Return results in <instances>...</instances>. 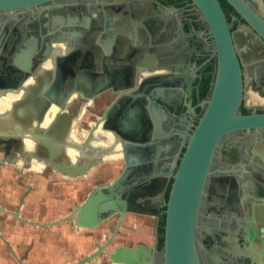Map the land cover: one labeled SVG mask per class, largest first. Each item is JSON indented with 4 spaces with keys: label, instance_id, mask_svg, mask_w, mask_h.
I'll use <instances>...</instances> for the list:
<instances>
[{
    "label": "flooded vegetation",
    "instance_id": "obj_1",
    "mask_svg": "<svg viewBox=\"0 0 264 264\" xmlns=\"http://www.w3.org/2000/svg\"><path fill=\"white\" fill-rule=\"evenodd\" d=\"M245 1L259 15L264 13V0ZM220 3L243 70L242 110L246 114L264 112V42L226 0ZM3 36L10 40L11 67H15L14 54L21 49L29 47L34 54L27 58V63L32 61L30 100L0 103V114L9 108L13 130L10 135L0 134L6 137L0 139V264H81L97 252L82 264H110L115 248L144 245L127 236V232L137 233L141 224L136 220L129 226L127 221L145 216L153 219L155 229L148 261L163 264L164 243L161 247L159 229L166 221L164 205L173 183L169 173L175 172L178 163L173 161L178 159L175 146L179 137L172 126L177 116L188 114L189 104L199 116L202 114L199 105L205 99L201 92L207 85L211 87L215 71L213 40L198 8L192 0H56L29 12L0 13ZM145 62L157 71L156 75L184 74L183 86H173L172 82L164 91L143 86ZM113 66L137 78L123 92L120 102L112 90L93 99H85L76 90L78 78L110 72ZM249 90L255 95L250 96L247 105ZM95 94L91 90L88 93ZM257 95L263 100L254 102L252 98ZM108 110L113 130L122 119L129 124L142 121L152 126L157 121L158 136L167 134L165 149L153 146L149 161L138 165L158 176L150 185V201L132 209L134 213L126 216L114 238L120 215L111 217L106 202L95 219H83L77 209L96 187L111 183L124 171V158H113L102 149L92 153L90 148L83 152L74 148L88 138L93 125ZM261 140L255 135H238L234 146L223 150L224 161L216 167L224 165L237 172L234 181H228L229 187L218 184L219 195L202 210L201 228L213 229L210 233L201 229L202 264H251L250 247L242 235L251 224L248 217L264 200V154L253 151L254 144ZM65 148L66 155L62 152ZM75 149L89 157L85 162L88 166H83L85 175L68 177L62 172L76 161ZM86 186L89 189L83 192ZM95 222L98 225L92 228ZM163 228L164 237L165 224Z\"/></svg>",
    "mask_w": 264,
    "mask_h": 264
},
{
    "label": "water",
    "instance_id": "obj_2",
    "mask_svg": "<svg viewBox=\"0 0 264 264\" xmlns=\"http://www.w3.org/2000/svg\"><path fill=\"white\" fill-rule=\"evenodd\" d=\"M56 0H0V13L8 14L15 11H32L41 5L54 3ZM245 20L250 29L264 42V13L259 15L245 0H226ZM200 11L209 28V35L213 40L215 71L211 82L208 97L199 105L202 114L199 116L196 108L188 105V114L179 117L172 126V131L178 135L175 152L178 159L175 172H170L173 178L168 201L165 202L166 221L163 249V264H202L200 257L201 229L210 233L213 229L209 226H200V218L204 216L203 208L221 191L218 184L234 181L233 168L217 163L224 161L223 150L231 145L234 139L244 134L250 138L252 135L262 140L254 144L255 154H264V112L243 114L241 112L245 98V81L237 48L233 40L230 24L221 6L220 0H192ZM8 40V42H7ZM8 43L5 45V43ZM10 40L7 36L0 37V65L6 55L11 54ZM33 50L29 47L21 49L14 54L15 67L8 64L6 73H0V100L7 99L9 95H22L19 101H28L31 98L30 73ZM118 60H115L117 62ZM105 60L102 61V64ZM2 65L0 66V68ZM5 68V66H3ZM40 69H42L40 67ZM112 71L97 73L84 79H77V88L84 94L85 99L97 98L107 90H112L117 101L122 100L123 92L136 83V75L130 76L117 66ZM188 72V70H185ZM45 72H40L44 75ZM141 83L145 87L156 86L164 91L168 85L182 87L185 82L184 74L175 77L166 74H154L147 69ZM40 79V77H38ZM42 78V77H41ZM33 81H38L34 78ZM177 81V82H176ZM39 83V82H38ZM93 87V88H92ZM94 89V90H92ZM96 92L94 96L88 95L89 91ZM161 114L165 110L160 108ZM3 113H6L2 115ZM1 112L0 134L10 135L11 115L9 108ZM109 110L94 125L82 143L74 148L85 151L90 142L95 138V133L102 129L114 135V142L109 149L115 151L119 145L123 150L126 167L111 183L96 187L89 198L77 211L82 218H96L106 206L110 216L120 215L119 227L126 216L134 213L133 208L149 202L151 199L152 179L158 177L155 172L147 167H138L149 161V153L153 146L158 144L160 150L165 149L166 135L159 137L156 121L153 126L148 122L129 124L123 119L117 122L116 130L110 128L108 120ZM196 117V118H193ZM1 124L3 126H1ZM154 131L152 132V130ZM156 132V133H155ZM164 136V137H163ZM184 149L183 153L182 150ZM111 153V152H110ZM264 161V157L262 156ZM221 161V162H220ZM164 173L160 172L164 180ZM229 187V186H228ZM100 203L102 206L100 208ZM263 203V204H261ZM109 209V210H108ZM106 211V210H105ZM136 213V212H135ZM157 216V215H155ZM260 218V219H259ZM251 224L245 230L242 238L249 245L251 264H264V200L260 202L257 210L248 217ZM98 223H93L92 228ZM152 247L137 245L135 248L117 247L111 252L110 264H150L149 254ZM101 251V250H100ZM92 256L85 261H90ZM85 261H82L84 263Z\"/></svg>",
    "mask_w": 264,
    "mask_h": 264
},
{
    "label": "crops",
    "instance_id": "obj_3",
    "mask_svg": "<svg viewBox=\"0 0 264 264\" xmlns=\"http://www.w3.org/2000/svg\"><path fill=\"white\" fill-rule=\"evenodd\" d=\"M8 42V40H7ZM5 43V45H7L8 43ZM9 55H6L5 56V59L2 60V67L0 68V73L3 75L5 74L7 71V67L8 64H9ZM147 63V62H145ZM0 65V66H1ZM5 66V68L3 67ZM149 71L151 69L152 73L154 72H157V71H153V67L152 66H149V63L146 64L145 66ZM166 69L163 70V72H165ZM167 72V71H166ZM144 75H147V73H143ZM140 83V82H139ZM13 99H15L16 97H12ZM3 103H6V102H3ZM177 121V120H176ZM120 153H121V158L123 157V153H122V149H120ZM259 206H260V203H259ZM256 207V206H255ZM257 208V207H256ZM139 222L141 225L140 227L137 229L138 232L137 233H133V232H127V236H129L128 239H130L131 241H133L134 243L136 242V244L138 243L137 241H140L141 243H143L144 245L146 246H150L152 247V245H154V236H155V229H154V221L153 219L151 218H147L146 216L143 217V218H135V217H130L128 218V221H127V225L131 226L132 224H134L135 222ZM150 222V223H149ZM129 244V243H128ZM139 244V243H138ZM127 246H130V245H127Z\"/></svg>",
    "mask_w": 264,
    "mask_h": 264
},
{
    "label": "bare ground",
    "instance_id": "obj_4",
    "mask_svg": "<svg viewBox=\"0 0 264 264\" xmlns=\"http://www.w3.org/2000/svg\"><path fill=\"white\" fill-rule=\"evenodd\" d=\"M12 97H16L15 99H13ZM22 97V95H9L8 97H7V99H3V100H0V103L1 102H10V101H15V100H19L20 98ZM54 107H56V106H54ZM53 107V108H54ZM52 108V109H53ZM57 108V107H56ZM56 115H58V114H56ZM55 115V116H56ZM77 117V116H76ZM72 138V137H71ZM103 139V142H102V144L100 145V146H98V149H102L101 147H103V148H108L109 149V147L110 146H112V144H113V142H114V135L111 133V132H105V131H103L102 129H99L96 133H95V138H94V140H93V142H96V140L97 141H99L100 140V142H101V140ZM105 142V143H104ZM92 144V143H91ZM91 144L89 145V147L87 148V150L89 149V148H91L90 146H91ZM61 145V144H60ZM106 146V147H105ZM66 149L67 148H65V149H63L62 150V152L66 155ZM68 149H70V148H68ZM120 149H122L121 148V146L119 145V147L115 150V151H107L109 154H107V155H113L114 157L113 158H116V157H118V158H121V156H120V154H119V152H120ZM74 150V149H73ZM105 150V149H104ZM75 151H77L78 152V150H76L75 149ZM90 151L92 152V149H90ZM87 152V151H86ZM111 152V153H110ZM93 153V152H92ZM122 153H123V150H122ZM87 154V153H86ZM104 154V153H103ZM105 154V155H106ZM88 155H89V153H88ZM99 155V154H98ZM85 155H83V156H81L80 154H79V152H78V154L76 155V157L75 156H73L74 157V159H76V161L77 162H81V161H83V163L82 164H85V162L86 161H88L89 159V157L87 158V157H84ZM87 156V155H86ZM91 156V155H90ZM100 156V155H99ZM103 156V155H102ZM97 157V156H96ZM101 157V156H100ZM94 159H95V157H94ZM74 167H76V165H74V162H73V165H71V164H69V166L68 167H65V168H67V169H69V168H74ZM64 171H66V170H64ZM83 173L85 174V170H83Z\"/></svg>",
    "mask_w": 264,
    "mask_h": 264
},
{
    "label": "rangeland",
    "instance_id": "obj_5",
    "mask_svg": "<svg viewBox=\"0 0 264 264\" xmlns=\"http://www.w3.org/2000/svg\"><path fill=\"white\" fill-rule=\"evenodd\" d=\"M255 95L253 92H251L250 90H249V94H248V98H247V105H249V98H250V96L251 95ZM258 99L261 101V100H263L261 97H259L258 95H257V97H253L252 98V100L254 101V102H256V101H258ZM4 138H6V137H0V139H4ZM102 144V141L100 142V140L99 141H97L96 140V142L94 143V144H91V148L90 149H92V152H95L96 150H99L98 149V146H100L101 144ZM96 144V145H95ZM103 149V148H102ZM91 152V151H90ZM50 153V152H49ZM47 157V156H46ZM99 159H101V158H97L96 160H99ZM120 160V159H119ZM119 160H117V161H119ZM88 162V161H87ZM83 163V161H81V162H77V161H75L74 162V165H76V168H75V170H73V169H67V168H63L64 170H66V171H64L63 170V174L64 175H66V176H68V177H77L78 175H79V173L80 174H83V175H85L84 173H83V170L85 169V167L83 168V166H88V164L86 163V164H82ZM99 163V162H98ZM97 163V164H98ZM64 164H66V163H64ZM96 164V165H97ZM71 165H73V163H71ZM56 170V169H55ZM116 177V173L115 174H113L112 175V179H114ZM92 184H94V183H92ZM91 185V184H90ZM90 185H88V186H90ZM88 186H86V187H84V190H82L83 192L86 190V188H88ZM92 186H94V185H92ZM91 186V187H92ZM89 189V188H88ZM82 196H84V194H82Z\"/></svg>",
    "mask_w": 264,
    "mask_h": 264
},
{
    "label": "trees",
    "instance_id": "obj_6",
    "mask_svg": "<svg viewBox=\"0 0 264 264\" xmlns=\"http://www.w3.org/2000/svg\"><path fill=\"white\" fill-rule=\"evenodd\" d=\"M210 71H211V69H210ZM209 80H210V78H208V80H207V83L209 82ZM209 92H210V88L208 87V85L206 86V88H205V90H203L202 92H201V98L202 99H206L207 97H208V95H209ZM202 113V112H201ZM242 113L243 114H246V110L243 108V110H242ZM164 224H165V222L163 221L162 223H161V226H160V229H159V232H160V235L162 236L161 237V247H162V245H163V243H164V237H163V234H164Z\"/></svg>",
    "mask_w": 264,
    "mask_h": 264
}]
</instances>
